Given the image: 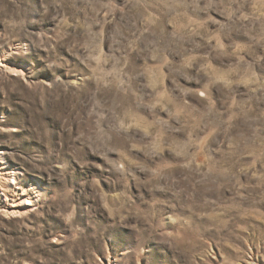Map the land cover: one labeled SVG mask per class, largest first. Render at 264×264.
I'll list each match as a JSON object with an SVG mask.
<instances>
[{"label": "rangeland", "instance_id": "374dc122", "mask_svg": "<svg viewBox=\"0 0 264 264\" xmlns=\"http://www.w3.org/2000/svg\"><path fill=\"white\" fill-rule=\"evenodd\" d=\"M0 64V264H264V0H0Z\"/></svg>", "mask_w": 264, "mask_h": 264}, {"label": "bare ground", "instance_id": "6f19581e", "mask_svg": "<svg viewBox=\"0 0 264 264\" xmlns=\"http://www.w3.org/2000/svg\"><path fill=\"white\" fill-rule=\"evenodd\" d=\"M4 68L5 66L3 64H0V73L1 72H4ZM8 70V69H7ZM6 71V70H5ZM3 160V158H2ZM7 164V163H6ZM5 165V164H4ZM3 164L0 166V200L2 201L1 197L2 196H5V192H8V191H13L14 188L12 186H16L17 184V180L20 176V172L19 171H6V166H4ZM12 179V181H11ZM19 187V186H18ZM17 188V187H16ZM27 190L24 191L23 189V192L21 194V198L22 199L20 202L18 201H15L14 204H12L10 206V208H14L15 206H30V205H33L34 202L33 200L31 199V197H28L27 194ZM6 200H8L6 198ZM29 211V210H28ZM6 215H9V216H17L19 214L18 211L16 210H7L5 212Z\"/></svg>", "mask_w": 264, "mask_h": 264}]
</instances>
